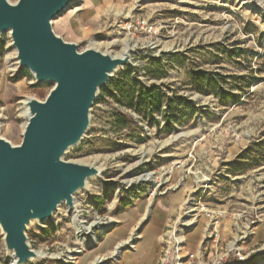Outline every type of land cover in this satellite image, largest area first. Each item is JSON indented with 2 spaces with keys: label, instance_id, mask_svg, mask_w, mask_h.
Listing matches in <instances>:
<instances>
[{
  "label": "rangeland",
  "instance_id": "rangeland-1",
  "mask_svg": "<svg viewBox=\"0 0 264 264\" xmlns=\"http://www.w3.org/2000/svg\"><path fill=\"white\" fill-rule=\"evenodd\" d=\"M137 22L155 26L158 37L128 30ZM52 27L79 52L93 48L124 57L132 51V65L100 91L88 134L64 157L101 168V178L75 196L76 211L63 204L51 221L28 228L31 247L46 255L32 264H160L166 231L195 196L226 215L218 246L204 238L201 218L185 234V254L202 251L211 263L216 253L223 264H238L228 252L241 249L255 252L248 264H264V0H77ZM35 83L19 68L4 34L0 137L14 146L23 142L28 122L25 101H45L53 89ZM172 162L182 169L168 185L178 188L162 196L159 187L150 198L160 168ZM256 214L257 235L240 240ZM79 220L93 228L81 229ZM154 228L158 236L149 234ZM84 234L96 236L97 243L82 249L80 243L91 238ZM141 248L140 259L131 260ZM11 261L0 229V264Z\"/></svg>",
  "mask_w": 264,
  "mask_h": 264
},
{
  "label": "water",
  "instance_id": "water-1",
  "mask_svg": "<svg viewBox=\"0 0 264 264\" xmlns=\"http://www.w3.org/2000/svg\"><path fill=\"white\" fill-rule=\"evenodd\" d=\"M76 2L0 0V41L9 34L19 68L28 70L36 85H53L45 101L26 100L28 122L19 146L0 137V229L15 264L40 261L28 228L51 221L63 204L75 211V196L101 178V168L64 157L88 134L100 91L132 65L130 53L79 52L54 33L53 21Z\"/></svg>",
  "mask_w": 264,
  "mask_h": 264
},
{
  "label": "built area",
  "instance_id": "built-area-1",
  "mask_svg": "<svg viewBox=\"0 0 264 264\" xmlns=\"http://www.w3.org/2000/svg\"><path fill=\"white\" fill-rule=\"evenodd\" d=\"M128 30H133L138 32L139 30L144 31L149 38L153 39L158 37L159 30L148 23H136V25H129ZM182 166L179 163L172 162L169 165H164L160 168L161 176L158 179V188L153 190L150 194V198L155 199L157 197L156 191L159 190V195L165 196L168 191L174 190L178 187L169 186L168 178L172 177L177 170H181ZM165 177L166 180H162ZM201 181L197 182L198 185ZM160 187V188H159ZM202 197L197 200V197L192 199H187L179 211V217L176 219L174 224L168 228L164 237L165 248L161 256L160 264H192L194 261H199L198 264H223L224 257L218 256L216 253L212 256L211 263L204 262L202 259V251L192 252L185 254V250L188 244L186 239V232L195 228L201 218L205 219L204 233L205 239H212L218 246L221 226L223 225V220L226 213L224 211H218L210 209L208 206L202 203ZM243 215H239L237 220H241ZM260 223V217L256 214L252 216L251 220L247 221L246 226H244L240 232V240H249L257 235L258 226ZM215 248V247H214ZM264 252V247L262 249ZM234 252L237 258L238 264H248L249 257L254 253H245L241 249H233L228 252ZM261 254V253H260ZM255 263H260V261H254ZM263 264V263H262Z\"/></svg>",
  "mask_w": 264,
  "mask_h": 264
},
{
  "label": "bare ground",
  "instance_id": "bare-ground-1",
  "mask_svg": "<svg viewBox=\"0 0 264 264\" xmlns=\"http://www.w3.org/2000/svg\"><path fill=\"white\" fill-rule=\"evenodd\" d=\"M77 1V0H76ZM74 5V4H73ZM15 50V49H14ZM132 52V51H131ZM131 52H129V53H131ZM129 53H126V54H129ZM125 56V55H124ZM117 57H119V56H117ZM10 67H12V66H10ZM14 67V66H13ZM16 69L15 68H12L11 69V71L12 72H14ZM23 114H24V116H26L27 117V119H28V108H27V106H26V101H25V103H24V108H23ZM100 179V178H99ZM91 181V180H90ZM76 211V210H75ZM147 212V211H146ZM75 217H78V216H75ZM83 221H81V220H79L78 221V226L79 227H81V229H83V230H87V231H90L92 228H93V226H91V227H84L83 226ZM86 235H89L91 238H90V240L88 241V240H83L80 244L82 245V249H85V248H89V247H91L93 244H96L97 243V241H98V239H97V237L96 236H92V234H84V236H86ZM128 242H126V243H123V245H125V244H127ZM120 246V245H119ZM132 248H134L133 246H132ZM117 249V248H116ZM118 251V250H117ZM36 253L38 254V256H39V260H42V259H44L45 257H46V255L43 253V252H41V251H36ZM74 254H81L82 253V250H77V251H75V252H73ZM116 254V253H115ZM70 259V258H69ZM99 261H101V260H99ZM11 264H15V259L14 258H12V261H11Z\"/></svg>",
  "mask_w": 264,
  "mask_h": 264
},
{
  "label": "crops",
  "instance_id": "crops-1",
  "mask_svg": "<svg viewBox=\"0 0 264 264\" xmlns=\"http://www.w3.org/2000/svg\"><path fill=\"white\" fill-rule=\"evenodd\" d=\"M179 198V197H178ZM178 198H175V201H178L179 199ZM174 207H172V208H170V209H168V211H169V215H172L173 214V212H174ZM159 229L158 228H154V231H152V232H150L149 234L150 235H152V236H158L159 235ZM142 253H143V249L141 248V249H139L138 250V252L136 253V254H133L132 255V258H131V260H139L140 259V256L142 255ZM149 261H152V259L150 258V260ZM138 262V261H137ZM139 264H143V261H139L138 262Z\"/></svg>",
  "mask_w": 264,
  "mask_h": 264
},
{
  "label": "trees",
  "instance_id": "trees-1",
  "mask_svg": "<svg viewBox=\"0 0 264 264\" xmlns=\"http://www.w3.org/2000/svg\"><path fill=\"white\" fill-rule=\"evenodd\" d=\"M155 91H156V89H155V88H152V89H149L147 93H148V94H152V93L155 92ZM227 97H229V98H231V99H233V100H234V98H235L234 95H231L230 93H226V98H227Z\"/></svg>",
  "mask_w": 264,
  "mask_h": 264
}]
</instances>
